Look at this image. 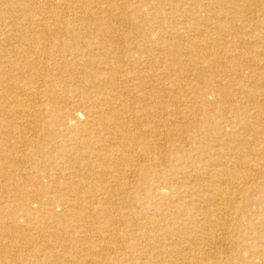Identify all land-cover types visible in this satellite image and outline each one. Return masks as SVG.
<instances>
[{
    "label": "bare ground",
    "instance_id": "6f19581e",
    "mask_svg": "<svg viewBox=\"0 0 264 264\" xmlns=\"http://www.w3.org/2000/svg\"><path fill=\"white\" fill-rule=\"evenodd\" d=\"M0 264H264V0H0Z\"/></svg>",
    "mask_w": 264,
    "mask_h": 264
}]
</instances>
